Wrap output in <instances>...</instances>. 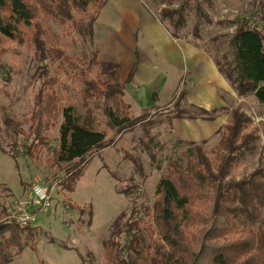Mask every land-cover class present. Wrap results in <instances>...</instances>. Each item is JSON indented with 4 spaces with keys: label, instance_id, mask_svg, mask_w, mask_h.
Returning <instances> with one entry per match:
<instances>
[{
    "label": "trees",
    "instance_id": "1",
    "mask_svg": "<svg viewBox=\"0 0 264 264\" xmlns=\"http://www.w3.org/2000/svg\"><path fill=\"white\" fill-rule=\"evenodd\" d=\"M105 1L0 0V56L5 53L7 42L25 45L32 52L38 80L29 126L21 131L26 141L24 154L42 157L47 134L56 126L58 144L50 150L52 161L79 163L74 177L84 170V161L94 150L110 142L89 108L88 98L98 100L93 104L103 111L111 129L125 130L141 122L150 123L148 115L131 117L123 87L115 77L117 63L101 62L98 52L93 51L89 59L79 58L81 63L75 65L58 35L44 28L43 19L53 18L80 36L91 37L96 13ZM151 1L158 8L157 19L172 38L186 39L204 50L238 95H252L264 105V30L258 23L259 19L264 20L260 14L264 0L251 1V9H256L254 16L218 21H213L210 13H216L225 0ZM191 21L193 27L189 29ZM212 26L217 29L215 33H211ZM203 29L209 35L207 39L202 35ZM50 65L56 75L69 70L78 72L84 113L74 102L62 103L63 96L56 89L57 77L54 80L48 74ZM136 66L135 58L127 81ZM8 71L0 57V75L6 84L10 80ZM177 92L173 106L154 115H165L169 122L173 118L215 119L217 109L206 110L182 102L184 86ZM249 123L245 113L230 111L220 139L210 152L194 141L179 138L166 152L158 140L151 147L145 145L152 158V150H159L161 158L156 169L161 170L164 163L167 171L160 175L154 201L144 215L131 208L112 220L102 239L101 264H264V163L240 178L233 177L239 159L253 149L257 139L246 131ZM145 130L144 134L152 133ZM156 135L160 134L152 137ZM148 141L153 139L148 137ZM182 146L185 149L180 150ZM73 176L62 179L60 184L70 193L76 181ZM66 200L73 206L70 198ZM10 214L0 202V264H8L26 247L34 248L37 240L32 226H20Z\"/></svg>",
    "mask_w": 264,
    "mask_h": 264
},
{
    "label": "rangeland",
    "instance_id": "2",
    "mask_svg": "<svg viewBox=\"0 0 264 264\" xmlns=\"http://www.w3.org/2000/svg\"><path fill=\"white\" fill-rule=\"evenodd\" d=\"M251 1L225 0L221 3L223 6L220 5L218 11L211 12L210 16L213 21L250 14L254 16L256 9H251ZM138 3L157 15L158 8L154 7L151 0H106L100 12L96 13L91 37L80 36L77 31L61 25L53 18L43 19L44 28L58 35L71 63L79 64V58L87 56L89 59L91 53L97 51L99 61L116 63L114 60H117L120 69L130 61L131 56L126 53L132 51L128 49L129 36L121 28L122 8L138 6ZM260 14L264 16V8ZM260 22L264 30V20L259 19ZM188 27H193L192 21ZM210 29L214 30L211 33L217 31L214 26ZM202 33L204 39L209 37L204 29ZM4 47L5 53L0 57L6 63L10 80L6 84L0 75V202L11 213L10 216L16 215L17 207L24 206L34 216L30 226L37 234L34 248L26 247L8 264H101L102 239L112 220L120 212H128L131 208L138 215H144L146 208L152 206L160 175L167 171L164 163L161 170L156 169V162L161 158L159 150H152L155 153L152 158L145 145L150 144L151 147L158 140L166 152L171 143L179 138L186 142L194 141L210 152L219 141L232 110L238 109L250 118L246 131L252 132L257 138L253 149L239 159L233 177L240 178L264 163V105L258 104L252 95H238L215 71L206 70V67L198 69L197 64L196 86L189 73L185 75V84L188 89L192 85V96H197L203 86H208V90H204L205 96L212 101L208 109L219 111L212 122L214 128L197 122H192L193 125L181 122L173 125L165 115H154L156 111L170 109L178 99V92H170L165 87L155 92L156 99L149 101L146 106L131 104L128 92L134 98V91L129 89L130 86L126 88L127 84L120 82L121 79L118 80V70L115 77L123 87L131 117L138 119L148 115L150 123L141 122L125 130L111 129L105 123L103 111L93 104L98 100L88 98L89 108L107 132L106 139L110 142L90 154L79 176H73L79 163L54 164L52 161L50 150L58 144L56 126L47 134L43 156L38 159L28 157L24 154L26 141L21 131L29 126V110L38 87L37 76L34 75L35 63L31 50L25 45L7 42ZM52 68L53 65H50L48 74L52 78L57 77L56 89L63 96L62 103L74 102L84 113L78 72L69 70L56 75ZM211 87L214 91L209 90ZM182 102L186 103L185 97ZM147 128L152 133L144 134ZM157 132L160 135L152 137ZM148 137L153 141H148ZM183 146L180 150L185 149ZM71 176L76 181L70 193L60 184L62 179ZM35 184L46 189V203H37L31 198L32 186ZM126 188L129 192H126ZM67 198H70L73 206L67 203Z\"/></svg>",
    "mask_w": 264,
    "mask_h": 264
},
{
    "label": "crops",
    "instance_id": "3",
    "mask_svg": "<svg viewBox=\"0 0 264 264\" xmlns=\"http://www.w3.org/2000/svg\"><path fill=\"white\" fill-rule=\"evenodd\" d=\"M141 5L138 3V6L134 5L132 7L130 5L122 8L123 23L121 28L129 36L128 49L132 51L126 54H130V61L119 69L117 60H111L118 64V80L121 79L122 81L119 80L120 82L127 84L126 88L130 86L129 89L131 88L134 91L132 93L135 99L131 96L130 91L128 92L131 104L137 103L146 106L149 101L156 99L154 97L155 92L160 89L165 87L166 90L175 93L177 89L184 86L185 98L188 104L209 110L208 108L212 101L210 97L205 96L204 92L205 89L208 90V86H203L200 89V93L198 91L197 96H192V85L188 89L185 84L186 73L191 75L190 78H193L192 83L194 85L195 81H197L195 75L198 72L195 68L196 64L199 66L198 69L206 67V70L215 71L224 81L226 79L221 75L211 57L204 50L190 44L185 39L172 38L165 26L157 20V15L155 13L152 14L146 7ZM135 58L137 59L135 73L131 80L126 82L128 75L126 72L129 73ZM209 90L214 91V88L211 87ZM171 122L173 125L180 122L193 125L192 122H197L206 124L208 128H214L213 120L199 118H173Z\"/></svg>",
    "mask_w": 264,
    "mask_h": 264
},
{
    "label": "built area",
    "instance_id": "4",
    "mask_svg": "<svg viewBox=\"0 0 264 264\" xmlns=\"http://www.w3.org/2000/svg\"><path fill=\"white\" fill-rule=\"evenodd\" d=\"M31 198L37 203H46V189L38 184L33 185L31 190ZM23 207H17L18 210L15 213L16 215L12 216V218H15L20 226H27L30 225L32 220H34V216L30 215V213L26 211L25 207Z\"/></svg>",
    "mask_w": 264,
    "mask_h": 264
}]
</instances>
